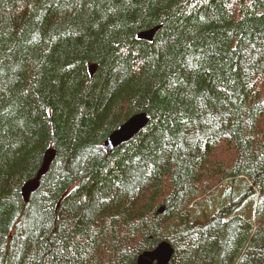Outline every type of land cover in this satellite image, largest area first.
I'll use <instances>...</instances> for the list:
<instances>
[{
  "label": "trees",
  "instance_id": "16d2710c",
  "mask_svg": "<svg viewBox=\"0 0 264 264\" xmlns=\"http://www.w3.org/2000/svg\"><path fill=\"white\" fill-rule=\"evenodd\" d=\"M162 241L169 264H264V0H0V264Z\"/></svg>",
  "mask_w": 264,
  "mask_h": 264
},
{
  "label": "water",
  "instance_id": "95a60500",
  "mask_svg": "<svg viewBox=\"0 0 264 264\" xmlns=\"http://www.w3.org/2000/svg\"><path fill=\"white\" fill-rule=\"evenodd\" d=\"M159 27L152 30L142 32L138 37L145 42H152L154 36L159 31ZM89 74L93 77L96 74V65H89ZM149 122V118L146 114H138L131 117L124 124L118 127L103 143L104 150L111 154L116 148L122 144L130 141L139 132H141ZM53 158V151H47L44 156V162L42 167L39 169L38 174L34 180L26 183L22 188V196L24 201L27 202L29 195L34 192L38 187L39 179L46 173L48 166ZM162 213V210L159 211ZM174 254V250L170 243L163 241L158 246L150 251L142 253L136 264H169Z\"/></svg>",
  "mask_w": 264,
  "mask_h": 264
},
{
  "label": "rangeland",
  "instance_id": "374dc122",
  "mask_svg": "<svg viewBox=\"0 0 264 264\" xmlns=\"http://www.w3.org/2000/svg\"><path fill=\"white\" fill-rule=\"evenodd\" d=\"M23 199H24V198H23ZM204 210H205V212H206V211L209 210V209H207V207H203L202 205H200V206H199V211H200V213H201V211H204ZM199 211H198V212H199ZM211 213H212V211L210 210L209 213H208V215H210Z\"/></svg>",
  "mask_w": 264,
  "mask_h": 264
},
{
  "label": "bare ground",
  "instance_id": "6f19581e",
  "mask_svg": "<svg viewBox=\"0 0 264 264\" xmlns=\"http://www.w3.org/2000/svg\"><path fill=\"white\" fill-rule=\"evenodd\" d=\"M138 38H139V37H138ZM139 39H140V38H139ZM140 40H141V39H140ZM43 162H44V160H43ZM42 165H43V163H42ZM42 165H41V167H42ZM39 180H40V179H39ZM38 185H39V182H38ZM37 188H38V187H37ZM36 190H37V189H36ZM36 190H35V191H36ZM35 191H34V192H35ZM32 193H33V192H32ZM29 196H30V195H29Z\"/></svg>",
  "mask_w": 264,
  "mask_h": 264
}]
</instances>
